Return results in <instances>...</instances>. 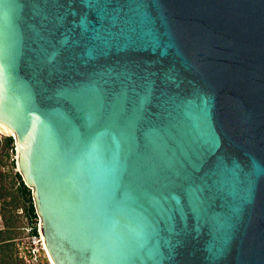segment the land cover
I'll return each mask as SVG.
<instances>
[{
	"label": "water",
	"instance_id": "1",
	"mask_svg": "<svg viewBox=\"0 0 264 264\" xmlns=\"http://www.w3.org/2000/svg\"><path fill=\"white\" fill-rule=\"evenodd\" d=\"M0 131L54 264H264V0H0Z\"/></svg>",
	"mask_w": 264,
	"mask_h": 264
},
{
	"label": "trees",
	"instance_id": "2",
	"mask_svg": "<svg viewBox=\"0 0 264 264\" xmlns=\"http://www.w3.org/2000/svg\"><path fill=\"white\" fill-rule=\"evenodd\" d=\"M15 147L12 134L0 133V209L3 220L0 227V264H30L19 257L17 238L23 233L38 234V213L32 189L16 170ZM19 211L22 218L15 216ZM23 218L26 223L19 224Z\"/></svg>",
	"mask_w": 264,
	"mask_h": 264
},
{
	"label": "built area",
	"instance_id": "3",
	"mask_svg": "<svg viewBox=\"0 0 264 264\" xmlns=\"http://www.w3.org/2000/svg\"><path fill=\"white\" fill-rule=\"evenodd\" d=\"M38 218L40 220V217L38 215ZM37 229L38 234H28L26 235V241L25 242H19L18 243V255L19 257L23 258L25 261H27L30 264H46L43 263L42 257V250L45 251L47 254L44 239L42 236V232L40 229V223L37 221ZM48 257V256H47Z\"/></svg>",
	"mask_w": 264,
	"mask_h": 264
},
{
	"label": "rangeland",
	"instance_id": "4",
	"mask_svg": "<svg viewBox=\"0 0 264 264\" xmlns=\"http://www.w3.org/2000/svg\"><path fill=\"white\" fill-rule=\"evenodd\" d=\"M0 133L1 134H5V133H3V132H1L0 131ZM13 157L15 158V163H16V157H17V151L15 150V154L13 155ZM3 167H5V166H3ZM16 170H17V167H16ZM0 206H1V199H0ZM20 213V214H19ZM15 215V214H14ZM21 216L22 215V212L21 211H19V212H17V214L15 215V216ZM21 218H22V216H21ZM38 222L40 223V220H39V218H38ZM19 224H25L26 223V220L23 218L22 220H20L19 222H18ZM2 225H3V220H2V216H1V209H0V227H2ZM17 241L18 242H25L26 241V233H23L22 235H20L18 238H17ZM42 255H44L43 257H42V262L43 263H46V264H51V261L49 260V258L47 257V254L45 253V251L44 250H42V253H41ZM47 261H46V260Z\"/></svg>",
	"mask_w": 264,
	"mask_h": 264
},
{
	"label": "bare ground",
	"instance_id": "5",
	"mask_svg": "<svg viewBox=\"0 0 264 264\" xmlns=\"http://www.w3.org/2000/svg\"><path fill=\"white\" fill-rule=\"evenodd\" d=\"M13 133H14V132H11L10 134H13ZM40 229H41V226H40ZM44 243H45V242H44ZM45 248H46V245H45ZM46 251H47V256H48V258H49V260L51 261V264H54V262H53L51 256H50L49 253H48L47 248H46Z\"/></svg>",
	"mask_w": 264,
	"mask_h": 264
}]
</instances>
